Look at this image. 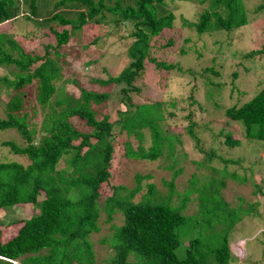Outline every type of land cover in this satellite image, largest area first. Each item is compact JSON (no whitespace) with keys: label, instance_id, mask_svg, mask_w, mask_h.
<instances>
[{"label":"trees","instance_id":"1","mask_svg":"<svg viewBox=\"0 0 264 264\" xmlns=\"http://www.w3.org/2000/svg\"><path fill=\"white\" fill-rule=\"evenodd\" d=\"M48 1L53 10L41 11V3ZM20 16L40 27L47 26L55 34L56 44H48L44 56L26 52L5 31L6 23ZM258 20L259 24L264 21V0H0V66L14 68V78L0 77V86L7 89L6 117L0 116V130L15 128L25 142H3L25 160H0V214L24 206L34 210L30 216L9 223L0 216V264H230L234 255L230 246L232 228L242 214L252 210L229 207L220 194L224 180L211 176L213 179L204 185L193 183L197 179L194 177V186L184 193L180 205L174 204L170 195L163 196L153 184L139 201L133 197L140 184L133 188L110 185L111 192L106 188L116 151L149 162L165 155L169 169L186 156L176 152L181 135L168 133L163 127L164 98L175 106L177 97L186 91L189 96L184 101L199 108L200 94L213 100L214 106L224 99L226 51L221 45L208 57L196 41L184 37L185 32L222 38L226 34L223 41L227 48L236 49V39L253 41L247 37L248 25ZM106 25L116 32L127 31L122 35L128 39L124 54L114 49L118 44L111 42L113 31ZM86 30L98 33L84 41L79 35ZM260 33L259 47H248L240 53L247 60L246 71L264 67V29ZM122 57L125 64L119 66L117 61ZM102 61L106 64L97 75L95 68ZM144 72L148 74L145 78ZM238 75H232L230 92L237 87ZM113 86H119L118 101L123 103L114 115L101 110L114 95L110 90ZM143 87L158 88L161 99L134 101L132 92L140 94ZM258 87L249 100L242 104L236 101L225 109L224 115L239 124L244 134L239 137L226 132L227 147H237L245 140L249 145H264V83ZM56 91L60 108L49 104L41 135L36 138L37 129L30 128L31 118L37 113L35 103L44 108ZM145 129L152 138L148 148L143 145ZM122 135L133 136L138 143L134 145L128 139L123 148L116 147L115 136ZM212 152L216 149L201 160H193L197 167L208 166ZM62 160L66 162L63 167ZM212 169L238 176L225 166ZM137 178L140 183L142 176ZM195 191L199 192L200 209L186 215L182 210ZM212 196L214 205L210 206L207 199ZM102 202L109 215L121 212L123 223L102 239L111 251L109 257L98 260L90 235L101 229L97 220ZM7 223L17 231L3 237L2 227Z\"/></svg>","mask_w":264,"mask_h":264},{"label":"rangeland","instance_id":"2","mask_svg":"<svg viewBox=\"0 0 264 264\" xmlns=\"http://www.w3.org/2000/svg\"><path fill=\"white\" fill-rule=\"evenodd\" d=\"M244 1L245 3L251 1L256 3L259 0ZM53 8L52 2L48 1L46 3H41L40 10L48 12L53 10ZM259 21L260 20L256 21V24L253 26H250L251 24L248 25L247 33L249 36L247 37H252L253 41H249V38L248 41H237L236 39V42L233 43L237 47L236 49L227 48L226 41H223V39L227 37L226 34L223 36L225 38H222L220 35L211 33L198 36L193 30H187L185 32L184 37H190L196 41L198 43V48L204 53L206 51L208 57L210 52L215 51V48L221 45L222 50L226 51L223 54V57L227 58L228 66L224 71V81L227 82V92L225 93L224 99L218 102L220 103L219 106H214L213 100H208L205 94V98L200 94L198 101L202 104V107L199 108L197 106H190L187 101H184L188 100L189 96V93L186 91H184L185 95L177 97L179 101L175 106H170L169 100L164 98L162 112L165 116V120L163 127L168 133H177L181 135V141L177 144L176 152L183 155V157L184 155L186 156L184 159L180 160L176 166L169 169L168 165L170 161L165 158V155L153 162H149L148 160H137L135 158L125 157L120 152L116 151L114 159L112 160L114 168L113 173L110 177V182L107 184L108 187L106 188V190L109 191L110 185L124 184L129 188H133L140 184L139 191L133 197L134 201H139L143 198L144 194L148 192L150 185L153 184L163 196L170 195L171 201L176 205H180L181 198L184 197L186 191L193 188V183L200 182L204 185L208 184L210 180L213 179L211 176L224 180V185L220 188V194L224 201L228 203L229 207L240 206L245 210H247L246 208H251L252 210L250 214L248 212L242 214L241 220L232 228L230 246L234 255L230 260V264H264V145L258 142L249 145L248 140H245L242 145L237 147H227L224 143L226 132L244 137L241 126L231 119L229 120V118L224 115L225 109L236 101H240V104H242L249 100L256 93L259 84L264 83V67L246 71L244 64L247 60L243 57V54H240L241 51L243 52V50L248 47L252 49L259 47L258 41L261 38L260 31L264 29V21L260 22V24ZM106 26H109L108 28L110 31H113L114 38H112L111 42L118 44L114 49L117 50L118 53L124 54L127 47L126 45H128V39L122 37V35L127 34V31L120 29L116 32L110 25ZM5 31L9 36L11 35L19 42L26 52H38L41 56L47 54L46 46L48 44L55 45L57 41L55 34L47 28V26L40 27L24 16L14 19L11 23H6ZM95 33H98V31L86 30L79 36H82L83 40L86 41ZM236 35L233 36L237 37ZM244 42L246 43L244 44ZM109 43L108 40V44ZM114 49L112 48L111 52H115ZM232 53H234L233 56ZM49 55H51V53ZM108 61H111V58H109ZM122 61L123 57L121 59L119 58L117 64H119V66L125 64V61ZM260 63H262V61L258 62V65H260ZM102 64H106V62L102 61V63L95 68L97 75L102 73ZM89 70L84 68L86 72ZM13 71L14 68L10 66H0V77L8 76L12 79L14 78ZM234 72L239 73L235 80L237 82V87L230 92V85ZM143 76L145 78L148 74L144 72ZM64 78L65 77L56 84L57 89L62 86ZM82 79L86 81L87 77L83 75ZM144 81L147 80L144 79ZM142 83L141 81L139 82L141 85ZM69 87H71V85ZM95 88L101 90L105 89L97 86ZM6 90L5 86H0L1 117H6L4 111V103L7 98ZM110 90L111 93L114 92V95L101 110L104 113L110 111L111 114L114 115V111L123 106V103L118 101L121 96V90L119 86H113ZM57 94L58 91L54 93L51 100L44 108L41 107L39 103H35L37 113L31 118L30 128L37 129L35 132L36 138H39L41 135L39 130L42 128L45 113L50 111L49 104L52 103L55 108H60V104L56 100ZM159 94L161 93L158 88L143 87L140 94L132 92V99L138 103L154 102L161 99ZM194 105H197V103ZM111 114V118H114ZM191 124L192 133L189 129ZM118 130L119 128H116V131ZM145 132L146 138L143 141V145L145 148H148L152 144V138L150 137L151 135L148 129H145ZM44 134L46 133L43 131V135ZM128 139H131L134 145L138 143L135 137L131 136L127 138V135H122L121 137L115 136V146L123 148L124 140ZM6 140H14L20 145L25 143L24 138L15 128L0 130V160L10 159L24 161V157L12 153L10 147L3 143ZM37 141L38 139H36V142ZM219 144L220 147L218 146ZM212 149H216V152H212V158L208 166L197 167L193 160H201L206 156L207 152ZM60 165L63 167L66 165V162L62 160ZM224 166L230 172H236L238 176H245V179L239 180L238 176L234 178L231 174L224 175L222 174L223 172L217 173L212 169H222ZM147 174L150 175L147 176ZM137 175L142 176L140 183L138 182ZM194 177L197 179L191 183ZM103 195L105 196V194ZM198 196L199 192L195 191L186 201V207L182 210L188 213L186 215L195 214L199 211L200 201L197 198ZM167 198L168 197L162 199ZM212 200H214L213 196L207 199L210 206L214 205ZM101 207V215L97 220L101 229L90 235L93 242V250L98 260L109 257L111 251L102 239L112 235L115 225L123 223L121 212L115 211L113 215H109L103 202ZM244 209L242 210L244 211ZM33 211L31 206H24L22 208L12 209L7 215L0 214V216L4 215L3 219L8 222L23 216H30ZM111 216L113 219H111ZM8 223L6 225L3 224V237H7L8 234H13L17 231L15 226L10 227ZM184 243L186 244L187 242Z\"/></svg>","mask_w":264,"mask_h":264},{"label":"clouds","instance_id":"3","mask_svg":"<svg viewBox=\"0 0 264 264\" xmlns=\"http://www.w3.org/2000/svg\"><path fill=\"white\" fill-rule=\"evenodd\" d=\"M16 264H19L18 262H15Z\"/></svg>","mask_w":264,"mask_h":264}]
</instances>
